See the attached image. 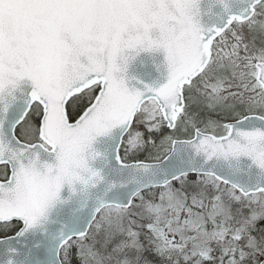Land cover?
I'll use <instances>...</instances> for the list:
<instances>
[{"label": "snow or ice", "instance_id": "1", "mask_svg": "<svg viewBox=\"0 0 264 264\" xmlns=\"http://www.w3.org/2000/svg\"><path fill=\"white\" fill-rule=\"evenodd\" d=\"M0 264H264V0H0Z\"/></svg>", "mask_w": 264, "mask_h": 264}]
</instances>
